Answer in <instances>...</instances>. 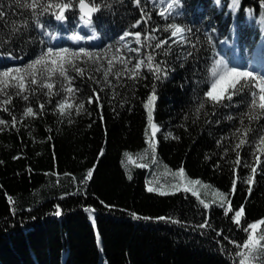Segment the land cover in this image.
I'll return each instance as SVG.
<instances>
[{"label":"trees","instance_id":"1","mask_svg":"<svg viewBox=\"0 0 264 264\" xmlns=\"http://www.w3.org/2000/svg\"><path fill=\"white\" fill-rule=\"evenodd\" d=\"M103 2L110 7L102 6L93 19L103 40L84 49L96 54L97 63L82 57L75 63L85 69L84 75L68 72L71 86L77 89L69 99L70 115L57 111L58 102L68 98L64 92L68 81L58 74L50 81L58 95L49 96L47 88L30 85L36 91L28 101L13 97L6 107L19 121L16 127L11 126L12 115L0 110V119L8 122L0 125V264H240L242 258L229 241L243 242L247 234L233 222L234 212L243 206L241 225L264 219V144L260 142L264 117L248 119L247 93L242 102L241 96H234L232 102L225 99L220 105L205 93L218 57L232 53L244 57L248 49L250 55L262 42L256 25L244 26L240 21L247 7L264 16V0H240L236 9L227 0L219 4L179 0L167 19L159 12L168 11L172 0H141L139 6L134 0ZM0 4L5 12L0 29L28 24L22 35L0 47V69L25 67L48 47L79 51L70 44L53 46L45 31L35 26L29 10L16 7L12 0ZM65 15L70 30H75L78 6ZM40 20L48 32L59 29L51 15ZM137 22L139 27H134ZM170 23L191 28L185 43L175 42L164 31ZM125 32H139L141 42L136 43L133 35L127 49L119 41ZM223 38L233 40L234 48H223ZM164 40L168 42L155 47ZM149 55L166 72L160 80L148 71ZM8 56L17 61L7 60ZM109 60L112 72L105 81ZM120 60L127 62V70ZM140 60L145 64L133 79L131 70ZM255 72L264 74V70ZM153 90L157 99L152 122L160 127L154 138L155 163L144 107ZM79 103L85 107L77 114ZM28 106L37 113L34 118L22 115ZM245 128L250 129L246 137ZM241 138L247 143L236 149ZM125 153L133 158L131 162ZM252 167L257 171L249 194L245 181L253 176ZM181 168L184 181L174 175ZM187 180L205 183L226 199L216 201L205 194L198 199L191 190L172 188L187 186ZM149 187L157 191L150 192ZM200 199L209 207L204 208ZM229 201L233 212L226 215ZM261 233L264 225L257 235ZM256 251L246 264H255Z\"/></svg>","mask_w":264,"mask_h":264},{"label":"snow or ice","instance_id":"2","mask_svg":"<svg viewBox=\"0 0 264 264\" xmlns=\"http://www.w3.org/2000/svg\"><path fill=\"white\" fill-rule=\"evenodd\" d=\"M137 6L140 5L141 0H134ZM219 4L220 0H216ZM12 3L15 4L16 7L27 9L31 12V15L35 18L34 23L37 28H40L42 31H45V35H48L50 38H54L51 32H48L45 29V25L41 22L40 17L44 15H51L54 17L56 21L64 22L68 19L65 15L66 11L72 10L73 8L78 6L79 13V21L82 22L83 26H87L89 28L93 25V14L99 12L101 7H110V4L107 2H97V0H12ZM233 9L239 7L240 0H231ZM264 6V5H262ZM4 5L0 4V22L3 21L5 17V12L3 10ZM174 7H179V0H172V2L167 4L168 11H161L159 15L165 19L168 18L170 11L174 9ZM150 19V17H149ZM28 24L27 21H23L19 25H11L8 26L7 29H0V47H2L6 43H10L14 38L18 35H22L21 29H27ZM134 27H139V22L134 25ZM166 32H170V38H178V43H183L187 40L185 35L186 32H191V28H183L178 26L176 23H170L164 29ZM130 35L135 36L136 43L141 42L140 33L137 32L135 34L125 32L121 39L128 37ZM71 39L74 42H79L81 37L79 35H73ZM150 39H155L154 37H150ZM168 41L164 40L158 42L155 47L160 48ZM210 42V38H209ZM195 47V45H192ZM191 55V53H189ZM96 56L95 53L88 52L81 48L79 51H72L69 48H60L59 50H53V48L48 47L45 51H43L38 57L29 62L25 67H10L7 69H0V97H5L4 99H0V110L8 112L9 115H12L7 105L12 103V99L14 96L20 97L24 101H28L29 94L34 93L36 91L35 88L30 87V85H37L39 88H47V95H58L59 93H53L54 84L51 81L52 76L58 74L59 77L68 81L67 86L64 87V92L68 94V98L61 100L57 104V111L61 116L70 115V110L73 105L69 103V99H71L77 89H73L72 78L68 75L69 69L75 72L77 75L83 76L85 69L81 68L75 61L81 60L82 57H87L88 60H91L93 63H97V60L94 59ZM154 57L149 55L147 57V68L148 71L155 75L157 80H160L162 75H166L164 69H162L159 63H153ZM120 63L124 65L125 70H127V62L124 60H120ZM109 67L106 72H104V80L107 81L109 74L112 72V60L108 61ZM145 64L144 60H140L132 69L133 76L135 79L139 76V69L141 66ZM98 70V69H97ZM120 73H117L119 76ZM211 77L212 82L210 84L209 89L206 91V98L211 101L215 105H220L222 101L227 99L229 102L233 101L234 96H241L243 101L244 94L247 93L248 106L250 111L247 113L249 120H258L264 117V74L257 73L253 70H241L237 66H230L229 62L225 60H217L211 68ZM91 79V77H89ZM8 89H14L15 91L10 93ZM157 96L155 94V90L148 97L146 104L144 107L148 110V122L150 127L153 129L152 136L153 142L150 144L152 148L153 154V163H155V133L159 131V128L153 124V110L155 106V101ZM99 97L97 96V101ZM88 103H92V99L89 98ZM239 103V102H238ZM15 107V106H13ZM44 104H40L39 108L41 111L44 109ZM84 103H79L76 107V113L79 114L80 111L84 109ZM204 103L199 105V108H204ZM67 109V110H66ZM199 111V109H198ZM22 115L27 117H35L37 115L34 112L33 107L28 106L23 110ZM7 121L4 119H0V125H7ZM19 121L17 120L15 115H12L11 126L16 127ZM240 131V130H237ZM248 131L250 129L245 128L242 132L244 137L247 136ZM167 138V137H165ZM261 144H264V137H261ZM247 143L246 139L241 138L239 143L235 145L236 149H240L244 144ZM125 156L131 162L132 157L125 153ZM237 161L239 164V152H237ZM259 160V157H257ZM141 167H145V165H141ZM256 167L251 168V172L253 176H249L245 181L248 183L249 189L248 192L251 194L252 188L251 184L254 182V174L256 173ZM93 175L92 171L87 173L88 178H91ZM179 177L181 181L185 179V173L183 168H181L177 173L174 174ZM131 179V177H129ZM188 184L198 185L201 182L198 180H188ZM182 190L184 192L190 191L189 187L183 186L182 184H174L172 188L174 190ZM207 187V186H205ZM233 189L235 190V181L233 182ZM148 191H157L153 187H149ZM160 195H169L174 194V192L169 191H159ZM192 195L199 196L196 191H192ZM223 196L224 194H220ZM10 202H12L10 200ZM200 203L204 206V208H208L209 205L204 202L203 199H200ZM224 205L221 204V207ZM233 212L231 207V202L229 201L228 207L226 209L225 214ZM56 215H60L59 210L56 212ZM244 217V208L241 206L239 210L234 212L232 217L233 222L241 226L242 231H244L246 235V240L243 242H234L232 243L236 249V255L241 257L240 264H246V261L249 259V256L253 253L254 250L259 249V251L255 252V256L253 259L255 260V264H262L264 262V245L261 244V241H264V233L257 235L258 231L261 229V226L264 225V219L253 222V223H245L241 225V221ZM164 219V218H160ZM175 222V221H173ZM201 227H207V224H202ZM243 250H248L247 253Z\"/></svg>","mask_w":264,"mask_h":264},{"label":"rangeland","instance_id":"3","mask_svg":"<svg viewBox=\"0 0 264 264\" xmlns=\"http://www.w3.org/2000/svg\"><path fill=\"white\" fill-rule=\"evenodd\" d=\"M247 13H248V14H247ZM250 14H251V16H250ZM246 15H247V16H246ZM245 17H247L246 20L250 21L249 19L252 18V11H251V13H250L248 10H246V12H245ZM259 57H260V56H259ZM231 59H232V57H231ZM219 60H221V58H220ZM237 60H238V59H237ZM237 60H235V61H237ZM225 61H226V60H225ZM259 61H260V62H259ZM226 62H229V61H226ZM257 62H258L259 64L262 63L261 60H259V59H258ZM237 64H238V65H236V66L239 67L241 70H247V69H243V68L240 66L239 63H237ZM244 68H245V66H244ZM155 125L159 128V131H160V127H159L157 124H155ZM159 131L155 133V137H157ZM187 181H188V180H187ZM187 181H186V183H187ZM193 181H194V180H193ZM205 186H206V184H205V183H202V182H201L200 184H198V185H191V184H188V183H187V187H189V189H190L191 191H196L197 194L200 195V196H202V194H205V195H211L210 198H212L213 200H216V201H223V200L226 199L225 195H223V196L220 195L221 192H219V191H217V190H211V189H208V188L205 187ZM222 194H223V193H222Z\"/></svg>","mask_w":264,"mask_h":264},{"label":"water","instance_id":"4","mask_svg":"<svg viewBox=\"0 0 264 264\" xmlns=\"http://www.w3.org/2000/svg\"><path fill=\"white\" fill-rule=\"evenodd\" d=\"M93 16H94V14H93Z\"/></svg>","mask_w":264,"mask_h":264}]
</instances>
